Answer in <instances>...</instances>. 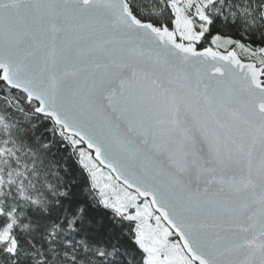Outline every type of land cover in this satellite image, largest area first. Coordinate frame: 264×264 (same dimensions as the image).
<instances>
[{
	"label": "snow or ice",
	"instance_id": "1",
	"mask_svg": "<svg viewBox=\"0 0 264 264\" xmlns=\"http://www.w3.org/2000/svg\"><path fill=\"white\" fill-rule=\"evenodd\" d=\"M0 264H264V0H0Z\"/></svg>",
	"mask_w": 264,
	"mask_h": 264
},
{
	"label": "trees",
	"instance_id": "2",
	"mask_svg": "<svg viewBox=\"0 0 264 264\" xmlns=\"http://www.w3.org/2000/svg\"><path fill=\"white\" fill-rule=\"evenodd\" d=\"M41 133H44L43 127H39L35 130H32L31 132H28L27 134L28 135L34 134L36 136H39ZM22 134H23V129H22ZM45 135H47V134L45 133ZM56 156H57V158H63L62 162L63 161L67 162L69 170L72 171L74 174L79 175V169H78L77 165L74 163L75 157L72 156L68 150H66L65 148H61L59 152H56Z\"/></svg>",
	"mask_w": 264,
	"mask_h": 264
}]
</instances>
